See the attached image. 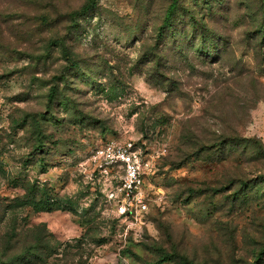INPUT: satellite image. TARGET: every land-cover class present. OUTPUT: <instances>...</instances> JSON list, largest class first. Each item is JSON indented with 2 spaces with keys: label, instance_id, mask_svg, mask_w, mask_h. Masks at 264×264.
Masks as SVG:
<instances>
[{
  "label": "rangeland",
  "instance_id": "rangeland-1",
  "mask_svg": "<svg viewBox=\"0 0 264 264\" xmlns=\"http://www.w3.org/2000/svg\"><path fill=\"white\" fill-rule=\"evenodd\" d=\"M87 1L0 0V264H264V0Z\"/></svg>",
  "mask_w": 264,
  "mask_h": 264
},
{
  "label": "trees",
  "instance_id": "trees-1",
  "mask_svg": "<svg viewBox=\"0 0 264 264\" xmlns=\"http://www.w3.org/2000/svg\"><path fill=\"white\" fill-rule=\"evenodd\" d=\"M96 1L95 0H88L85 4H83L79 9L74 10L72 12H63L61 13H56L55 15H52L51 12H47L43 14L41 17H39V25L44 26L46 25L47 27H53L59 20L61 19H67V22L71 24L72 28H76L79 23V19L83 16H85L87 13H89L91 10H94L96 7ZM56 8V6H54ZM177 11V0H174L170 6L168 7L167 11V16L163 20V28H167V30H170L169 28L172 27L171 25V17L174 12ZM189 20L192 21V23L196 22L197 20L194 19V17H189ZM62 21V20H61ZM167 32V31H166ZM59 44V43H56ZM61 47L65 50V46L61 44ZM54 98L53 90L50 92L48 95V99L52 100ZM229 140V139H228ZM234 144V146L242 145V144H247L252 142L254 145L255 152L257 154H262L264 155V146L258 142L256 139H248V140H240V139H235V138H230L229 140ZM28 203L32 206H36V203L33 200H29ZM46 204V202L44 203ZM171 257L167 255H162L159 257L157 264H163L165 262L171 261ZM184 264H191L188 263L187 261L184 262Z\"/></svg>",
  "mask_w": 264,
  "mask_h": 264
},
{
  "label": "built area",
  "instance_id": "built-area-1",
  "mask_svg": "<svg viewBox=\"0 0 264 264\" xmlns=\"http://www.w3.org/2000/svg\"><path fill=\"white\" fill-rule=\"evenodd\" d=\"M131 145L118 150L117 159L126 165V178L118 188V192L123 195V202L118 205V210L121 214L128 215L133 204L136 211H145L146 204L142 201L140 194L137 192L141 185V181L137 176V171L133 166V154L130 151ZM108 149L110 147L108 146ZM126 206L128 208H126Z\"/></svg>",
  "mask_w": 264,
  "mask_h": 264
}]
</instances>
